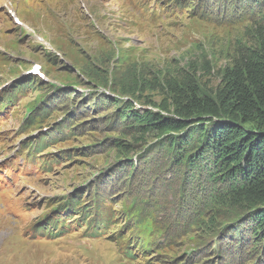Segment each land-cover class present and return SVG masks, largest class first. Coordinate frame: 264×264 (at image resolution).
<instances>
[{"label":"rangeland","instance_id":"obj_1","mask_svg":"<svg viewBox=\"0 0 264 264\" xmlns=\"http://www.w3.org/2000/svg\"><path fill=\"white\" fill-rule=\"evenodd\" d=\"M259 26L253 0H0V264H264L244 205L113 105L156 109L183 76L215 95Z\"/></svg>","mask_w":264,"mask_h":264},{"label":"trees","instance_id":"obj_2","mask_svg":"<svg viewBox=\"0 0 264 264\" xmlns=\"http://www.w3.org/2000/svg\"><path fill=\"white\" fill-rule=\"evenodd\" d=\"M253 1L260 19L259 43L238 52L215 95L202 93L192 78L183 76L180 83H167L169 93L156 109L113 105L127 135L160 138L177 166L184 162L186 169L205 172L212 183L210 202L228 198L243 204L252 226L235 235L250 245L249 251L264 256V0ZM113 144L127 153L132 146L120 139ZM135 168L132 163L128 187Z\"/></svg>","mask_w":264,"mask_h":264},{"label":"bare ground","instance_id":"obj_3","mask_svg":"<svg viewBox=\"0 0 264 264\" xmlns=\"http://www.w3.org/2000/svg\"><path fill=\"white\" fill-rule=\"evenodd\" d=\"M41 10H42V9H41ZM13 17H14L15 21L19 23V20L17 19L16 14H13ZM25 26L28 27L27 29L29 30V32H31V31L34 32V29L31 28L29 25L25 24Z\"/></svg>","mask_w":264,"mask_h":264}]
</instances>
